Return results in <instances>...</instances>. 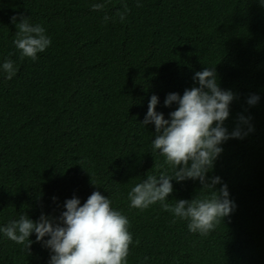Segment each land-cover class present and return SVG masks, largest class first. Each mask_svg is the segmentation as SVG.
I'll return each instance as SVG.
<instances>
[{
    "label": "trees",
    "instance_id": "trees-1",
    "mask_svg": "<svg viewBox=\"0 0 264 264\" xmlns=\"http://www.w3.org/2000/svg\"><path fill=\"white\" fill-rule=\"evenodd\" d=\"M93 2L105 8L93 11ZM140 4L0 0V63L10 59L18 69L11 80L0 76V224L20 214L59 217L67 199L83 204L100 191L130 222L128 264H264V6L259 0ZM125 5L121 22L117 12ZM14 16L42 25L51 37L36 61L21 59L12 43ZM206 67L235 94L224 127L231 132L243 114L253 130L222 144L208 175L227 184L235 207L200 236L186 221L173 223L158 203L131 208L127 194L148 174L169 169L152 151L154 124H141L151 96L168 119L178 105L165 106L166 96L198 86L194 74ZM252 94L260 97L254 106L247 104ZM172 183L168 203L206 194L198 180ZM35 236L29 251L0 236V264H48L50 251Z\"/></svg>",
    "mask_w": 264,
    "mask_h": 264
},
{
    "label": "clouds",
    "instance_id": "clouds-1",
    "mask_svg": "<svg viewBox=\"0 0 264 264\" xmlns=\"http://www.w3.org/2000/svg\"><path fill=\"white\" fill-rule=\"evenodd\" d=\"M259 3L264 6V0ZM137 6H141L140 0ZM104 8V2L91 4L93 11ZM126 13L127 5L124 11L117 12L121 22ZM12 19L18 29L12 43L20 58L36 61L38 54L50 47L51 37L42 25H33L28 18L18 22L15 16ZM104 20L107 22L109 17L104 16ZM17 70L10 59L0 63V76L6 80L13 79ZM193 79L198 86L185 89L183 95L173 92L166 96L165 106L178 105L168 119L157 111L159 97L151 96L141 124L145 127L154 124L152 151L165 158L169 169L158 175L148 174L131 187L127 199L131 208L140 210L158 203L172 215L173 223L186 221L189 232L207 236L235 207L227 184H222L221 177L208 174L223 152L222 144L232 138L243 139L253 129L250 117L243 114L231 132L224 127L235 94L219 86L214 67L196 72ZM259 99L257 94H252L247 104L254 106ZM189 179L198 180L206 194L168 203L174 190L172 181ZM218 184H222L219 189ZM56 199L53 197L54 201ZM63 208L59 217L42 213L39 219L33 220L27 214H20L18 219L0 224V236L29 251L33 243L31 236L35 233L36 242L50 251L48 264H128L130 245L134 243L130 222L122 211L112 207L109 196L94 191L83 204L79 197L73 196L64 202ZM135 244L138 245L139 240Z\"/></svg>",
    "mask_w": 264,
    "mask_h": 264
}]
</instances>
